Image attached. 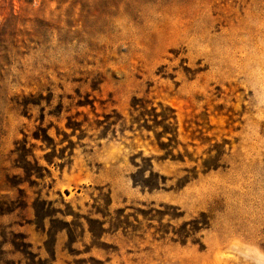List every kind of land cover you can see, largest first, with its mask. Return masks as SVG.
<instances>
[{"label":"rangeland","instance_id":"obj_1","mask_svg":"<svg viewBox=\"0 0 264 264\" xmlns=\"http://www.w3.org/2000/svg\"><path fill=\"white\" fill-rule=\"evenodd\" d=\"M0 264H264V0H0Z\"/></svg>","mask_w":264,"mask_h":264}]
</instances>
